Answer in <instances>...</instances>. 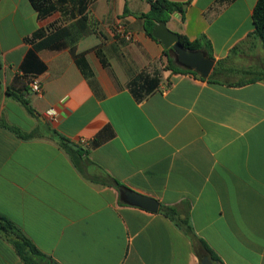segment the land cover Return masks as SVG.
I'll return each mask as SVG.
<instances>
[{
	"label": "crops",
	"instance_id": "1",
	"mask_svg": "<svg viewBox=\"0 0 264 264\" xmlns=\"http://www.w3.org/2000/svg\"><path fill=\"white\" fill-rule=\"evenodd\" d=\"M150 1L87 0L79 23L0 0V213L41 252L38 264H202L201 242L222 264H264L258 0H170L183 12L167 27L204 37L214 69L239 65V83L165 69L167 49L144 29ZM142 72L157 73L159 89L137 101L129 83ZM122 187L157 199L159 211L128 203ZM0 264H28L1 231Z\"/></svg>",
	"mask_w": 264,
	"mask_h": 264
},
{
	"label": "trees",
	"instance_id": "2",
	"mask_svg": "<svg viewBox=\"0 0 264 264\" xmlns=\"http://www.w3.org/2000/svg\"><path fill=\"white\" fill-rule=\"evenodd\" d=\"M33 7L38 11L41 18H47L55 13L61 14L62 17L68 18L69 21L76 20L77 22H82L83 17L87 11L88 4L87 0H29ZM234 0H218L219 3H229ZM150 10L142 16L144 19V29L148 36L152 37V31L154 27L159 23H168L172 15L176 12H183V5L177 2H172L170 0H151ZM253 24L254 31L253 36L259 38L264 47V0H258L255 8L253 10ZM46 30L42 29L37 31L32 39L41 38L45 35ZM179 42L181 46L191 51H203L208 57L213 58L211 44L202 37L201 39L190 41L186 36L180 35ZM175 52L172 49L165 50V56L167 57V63L165 69L170 70L173 73H183L192 74L198 77V74L183 68L177 63L176 56L172 55ZM102 62L106 65L103 55L98 52ZM223 61L217 63V67L214 69L212 75L208 80L216 81L218 79V74L221 72ZM264 80V75L261 78ZM219 80V79H218ZM159 76L158 74H149L146 72L140 73L136 78H134L129 83V90L137 101H143L144 99L151 96L154 92L159 89ZM18 99L25 105L27 102L18 97ZM12 130L18 132V130L11 128ZM19 133V132H18ZM21 135V133H20ZM22 136V135H21ZM24 137V136H23ZM30 137V136H26ZM61 146L67 151H74L72 147L69 146V141L63 137H60ZM118 187L121 185L115 182ZM161 212L166 216H171L176 221L184 227L185 231L189 234H193L192 228L189 224L188 219L177 218V212L171 207H162ZM0 231L7 236H10L13 245L18 252V254L23 258V260L28 264H38L37 260H34V255H42L41 252L36 248V246L25 236V234L6 216L0 213ZM202 243V251H200V258L208 256L215 261H219V258L212 252V250L204 243ZM44 261V260H40Z\"/></svg>",
	"mask_w": 264,
	"mask_h": 264
},
{
	"label": "water",
	"instance_id": "3",
	"mask_svg": "<svg viewBox=\"0 0 264 264\" xmlns=\"http://www.w3.org/2000/svg\"><path fill=\"white\" fill-rule=\"evenodd\" d=\"M153 38L160 41L165 49H172L176 54L177 63L185 69L191 70L198 74L201 79H208L215 67V60L208 57L203 51H191L181 46L180 35L171 31L167 23L157 24L152 31ZM69 146L74 149H80L79 146L69 142ZM121 194L125 200L135 206L147 211L157 213L160 204L157 199L141 194L128 188H121ZM202 264H222L213 260L211 257H204Z\"/></svg>",
	"mask_w": 264,
	"mask_h": 264
},
{
	"label": "rangeland",
	"instance_id": "4",
	"mask_svg": "<svg viewBox=\"0 0 264 264\" xmlns=\"http://www.w3.org/2000/svg\"><path fill=\"white\" fill-rule=\"evenodd\" d=\"M62 21H66L68 22V18H64L62 19ZM173 56H176V54H173ZM242 69L240 68L239 65H232L229 69H222L221 72L217 75L218 79L221 81H227V82H234V83H239L242 81V79L244 78L243 74H241ZM261 74L257 75V77L261 78Z\"/></svg>",
	"mask_w": 264,
	"mask_h": 264
},
{
	"label": "built area",
	"instance_id": "5",
	"mask_svg": "<svg viewBox=\"0 0 264 264\" xmlns=\"http://www.w3.org/2000/svg\"><path fill=\"white\" fill-rule=\"evenodd\" d=\"M116 33L120 36L124 37L126 40H132V34L128 32L123 24H119L116 27ZM31 89L35 94L41 95L42 89H41V82L39 79L34 78L31 81ZM49 116H54L53 110L48 111Z\"/></svg>",
	"mask_w": 264,
	"mask_h": 264
}]
</instances>
